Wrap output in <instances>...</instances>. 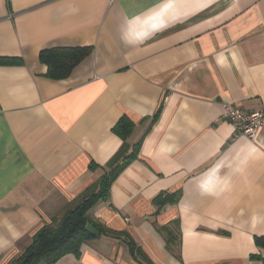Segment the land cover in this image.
<instances>
[{
  "label": "crops",
  "instance_id": "1",
  "mask_svg": "<svg viewBox=\"0 0 264 264\" xmlns=\"http://www.w3.org/2000/svg\"><path fill=\"white\" fill-rule=\"evenodd\" d=\"M77 47L48 78L41 52ZM0 58L17 60L0 65V264L98 180L123 118L139 152L94 217L153 264H263L264 128L223 115L264 112V0H0ZM55 264L141 263L100 234Z\"/></svg>",
  "mask_w": 264,
  "mask_h": 264
},
{
  "label": "trees",
  "instance_id": "2",
  "mask_svg": "<svg viewBox=\"0 0 264 264\" xmlns=\"http://www.w3.org/2000/svg\"><path fill=\"white\" fill-rule=\"evenodd\" d=\"M91 53L90 47L53 48L42 51L40 60L47 67L48 78L63 80L68 78ZM14 62L17 60L0 58V65ZM133 130L134 124L129 119L123 118L118 122L113 132L123 141L120 150L105 166L90 164L91 171L101 172L98 180L78 196L60 218L54 219L52 223L44 225L37 231L25 254L13 264H20L26 256H29L26 264H55L66 255H80L82 245L96 237L87 232L88 224L100 231L101 235L122 241L130 254L141 264H153L129 233L112 231L94 217L97 208L108 201L114 182L138 155L139 144L131 145L129 142ZM171 200H175V197L164 195L158 197L156 203L162 207ZM168 230L169 226H166L162 232ZM255 243L258 249L264 251V236L257 237ZM167 245L171 249L172 245H175V238H168ZM251 258L264 264V257L261 255H253Z\"/></svg>",
  "mask_w": 264,
  "mask_h": 264
},
{
  "label": "built area",
  "instance_id": "3",
  "mask_svg": "<svg viewBox=\"0 0 264 264\" xmlns=\"http://www.w3.org/2000/svg\"><path fill=\"white\" fill-rule=\"evenodd\" d=\"M223 118L235 126L238 136H245L250 140H255L258 132L264 128L263 111L246 112L231 103L225 105Z\"/></svg>",
  "mask_w": 264,
  "mask_h": 264
},
{
  "label": "water",
  "instance_id": "4",
  "mask_svg": "<svg viewBox=\"0 0 264 264\" xmlns=\"http://www.w3.org/2000/svg\"><path fill=\"white\" fill-rule=\"evenodd\" d=\"M87 232L94 236H100V231H98L96 228H94L91 224H88L86 227ZM29 259V256H26L20 264H26Z\"/></svg>",
  "mask_w": 264,
  "mask_h": 264
}]
</instances>
